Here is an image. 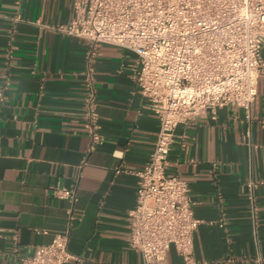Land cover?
Wrapping results in <instances>:
<instances>
[{
    "label": "crops",
    "instance_id": "1",
    "mask_svg": "<svg viewBox=\"0 0 264 264\" xmlns=\"http://www.w3.org/2000/svg\"><path fill=\"white\" fill-rule=\"evenodd\" d=\"M71 3L0 0V264H20L65 228L68 205L54 187L77 195L68 248L79 260L70 264H143L129 246L128 211L158 116L130 78L135 54L102 43L89 63L88 41L61 30ZM88 72L102 134L90 153ZM166 174L188 183L196 264H264V76L248 112L225 106L178 125ZM167 261L180 264L173 248Z\"/></svg>",
    "mask_w": 264,
    "mask_h": 264
},
{
    "label": "built area",
    "instance_id": "2",
    "mask_svg": "<svg viewBox=\"0 0 264 264\" xmlns=\"http://www.w3.org/2000/svg\"><path fill=\"white\" fill-rule=\"evenodd\" d=\"M71 4V19L61 30L88 41L89 63L102 43L135 54L130 78L158 116L148 160L133 172L137 187L135 204L128 211L129 246L140 253L143 264H168L170 248L180 264H196L193 233L200 220L194 216L187 181L166 174L168 154L178 125L192 123L207 111L215 117L225 106L250 110L258 79L264 76V0H72ZM84 86L90 153L102 143V134L89 72ZM53 190L67 202L66 226L50 243L20 257V264L79 260L68 248L76 192L65 187Z\"/></svg>",
    "mask_w": 264,
    "mask_h": 264
}]
</instances>
